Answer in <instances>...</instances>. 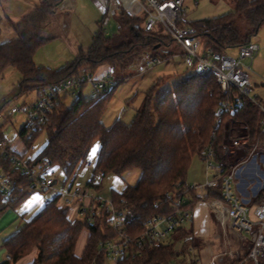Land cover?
<instances>
[{
    "label": "trees",
    "instance_id": "1",
    "mask_svg": "<svg viewBox=\"0 0 264 264\" xmlns=\"http://www.w3.org/2000/svg\"><path fill=\"white\" fill-rule=\"evenodd\" d=\"M58 3L57 0L38 1L28 15L11 21L17 36L0 43V76L10 67L18 69L22 74L19 92L37 90L36 101L48 88H58L67 80L87 73L94 74L103 64L111 66L118 83L124 81L142 50L163 58L172 55L173 51L166 48L170 40L165 43L154 31L144 30L142 17L120 12L116 35L100 31L87 51L80 48L76 58L60 68L39 65L35 54L41 44L53 38L48 34L46 20ZM234 4L228 13L189 22L203 37L205 47L227 52L252 40L264 24V0H234ZM164 82L165 78L160 77L152 86L130 123L118 118L107 126L103 121L117 83L91 97L84 96L81 87L77 95L70 94L71 102L66 99L68 94L62 95L45 122L35 126L26 122L19 133L30 149L39 133L46 130L47 142L31 163L46 159L52 165L61 166L66 178L72 180L92 146L99 142L94 174L87 184L97 190L101 189V182L95 179L98 173L122 175L128 170L140 169L141 175L134 185L112 193L117 206L125 210L127 229L134 237L143 231L145 221L173 211L167 191L176 196L185 195L184 208L190 211L200 200L223 197L221 186L205 188L203 194L198 195L186 178L193 156H201L202 149L211 144L215 148L216 162L227 168L223 142L228 122L244 121L249 126L250 140H258L264 149L258 105L245 96H234L232 109L223 108L225 96L213 73L192 72L170 88H163ZM220 110L221 117L218 116ZM3 128L4 124H0V138ZM213 131L216 132L214 138ZM2 162L8 174L18 181V188L14 199L0 198V213L17 205L34 190L28 174L22 172L11 157H3ZM69 211L70 207L61 205L54 196L3 240L11 259L0 264H16L33 252L34 259L27 264H108L104 255L98 254L99 243L114 239L117 234L109 228L106 213H95L91 225L87 215L84 219H72ZM83 231L87 238L79 255L77 244ZM178 242H183L180 248ZM195 242L191 231L183 225L175 229L167 242L156 247H141L134 241L129 254L117 264H170L188 254L191 247H199ZM248 259V251H245L236 261L247 264Z\"/></svg>",
    "mask_w": 264,
    "mask_h": 264
},
{
    "label": "built area",
    "instance_id": "2",
    "mask_svg": "<svg viewBox=\"0 0 264 264\" xmlns=\"http://www.w3.org/2000/svg\"><path fill=\"white\" fill-rule=\"evenodd\" d=\"M184 2L185 0H105L102 24L108 26L120 12H125L132 17H142V26L148 32H153L156 26L161 24L178 46L179 52L174 54H179L184 58L187 68L193 72L213 73L216 76L225 96L222 101L223 108L232 109L231 100L234 96H245L258 105L260 130L264 132V102L258 95H250L251 80L246 71L250 65L245 62L258 52L259 44L250 40L238 47L236 56L205 47L197 29L186 19ZM163 59L166 58L148 53L145 63L138 65V70L144 72L148 67L161 63ZM85 82L93 83L98 92L115 86L118 79L112 75V72L100 78H94L93 74L87 73L67 80L58 88H48L46 94L34 104L21 108L13 107L11 114L23 109L28 113L29 125L41 124L47 120L48 113L52 111L55 102L62 95H77ZM221 111L218 112L219 117L222 115ZM2 117L3 114L0 111V118ZM226 126L223 143L227 157L231 149L227 142L228 123ZM215 135L216 132L213 131L212 137L214 138ZM232 141L235 145L241 146L239 138ZM251 147H253L252 150L247 151V154L235 163L227 161L226 169L216 162L214 146L211 144L204 147L201 157L207 167V179L204 184H199L194 188L203 192L205 188L221 186L223 197L209 200L212 211L224 227L251 235V244L247 250L249 258L247 264H261L264 260V152L257 151L258 142ZM14 152L10 140L5 136L0 138V198L5 201L14 199L18 188V181L5 169L2 162L3 157H11L17 167L28 174L33 189L37 187L56 188L58 170L62 169L61 166L52 165L46 159L31 163L35 156L20 155ZM83 165L87 168L91 162L86 161ZM166 195L172 202L173 211L170 214L155 216L145 221L144 229L137 237L132 236L127 229L125 210L118 207L112 198H104L99 193L93 194L90 187L84 188L71 182L68 189L59 191L55 197L61 205L76 208L78 213L87 215L91 225L94 223L95 213L103 211L106 213L107 224L117 235L114 239L101 241L98 254L104 255L108 264H117L129 254L130 245L134 241L141 247L159 246L167 242L175 229L183 226L184 222L191 217V211L184 208L187 202L185 195L176 196L170 191H167ZM50 201L51 199L47 200V203ZM241 237L244 238L243 235ZM189 253L191 254L190 261L188 258L178 259L170 264H195L192 251ZM234 257V250L225 249L219 253H213L210 261L204 264H224L225 261H231ZM7 258L11 259V256L8 255ZM233 264H241V261H235Z\"/></svg>",
    "mask_w": 264,
    "mask_h": 264
},
{
    "label": "rangeland",
    "instance_id": "3",
    "mask_svg": "<svg viewBox=\"0 0 264 264\" xmlns=\"http://www.w3.org/2000/svg\"><path fill=\"white\" fill-rule=\"evenodd\" d=\"M70 1V4H69ZM38 3L37 0H0V43L17 36L11 21H19ZM105 0H62L58 3L53 12L47 16L48 34L53 38L41 44L35 54V61L39 65L51 68H60L68 62L73 61L78 55L80 48L87 51L93 43L94 37L103 31L106 35H116L119 32V15L111 20L108 26L102 24L104 17ZM234 0H185L184 7L186 9V19L193 22L199 19L219 16L230 12L234 8ZM165 43L170 40L169 46L166 48L172 50V54L179 52L176 43L172 42L170 35L166 32L161 24H158L154 30ZM201 40L203 37L200 36ZM252 40L260 46L258 52L253 58H248L245 62L250 65L247 73L251 80L250 95H258L261 101L264 102V24L258 32L253 35ZM148 51L142 50L131 69V74L124 80L119 82L111 98L108 101L106 110L103 115V121L107 126H110L116 119L120 118L123 121L130 123L134 119L137 109L141 107L145 97L158 81L160 77L165 78L163 88L174 86L180 78L192 73L193 71L187 68L184 58L179 54L171 55L163 59L161 63L148 67L144 72H139L138 65L145 63ZM229 55L236 56L238 47H232L227 50ZM102 66V65H101ZM99 67L93 74L94 78H99L103 67ZM22 78L21 72L10 67L5 74L0 76V111L3 117L0 118V124H4L3 136L10 140L11 148L19 145L24 147L21 137L19 136L24 124L27 122L28 113L21 109L16 113L11 114L13 107L21 108L30 106L38 99L37 90H29L28 92H19V80ZM83 95L91 97L97 93L93 83L85 82L82 86ZM101 91V90H99ZM67 101L71 102L73 97L68 94ZM227 126L225 127L226 131ZM228 145L231 152L226 157L227 161L235 163L240 158L247 154V151L252 150L254 144L258 142L257 151L264 152L262 144L258 140L251 141L249 134V126L241 120H231L228 122ZM225 135V134H224ZM239 138L241 146H237L232 140ZM48 133L43 130L39 133L34 142V146L40 149L47 141ZM243 143V144H242ZM99 142H96L84 162H91L89 167L81 166L76 174L74 185H80L84 188L88 187V181L93 177L94 165L96 162V150ZM15 153V152H14ZM17 154V153H16ZM34 151L30 150L28 156H32ZM59 166V165H58ZM213 172L211 171V175ZM141 175L140 169H131L122 175L108 173L103 176L100 173L95 175L97 182H101V189L90 187L93 194H98L104 198H112L113 191H122L127 185H134ZM66 174L62 169L58 170L57 184L55 189H42L37 187L22 199L17 205L12 206L8 211L0 213V245L2 240L12 234L16 229L37 212L46 201L52 199L59 191L66 190L72 182V178L66 181ZM207 179V167L200 155H195L192 158L191 165L188 169L186 182L189 186L195 187L199 184H204ZM66 181V182H65ZM234 188L235 183L233 182ZM199 192V190H197ZM69 215L74 218L84 219L85 215L76 213L75 209L70 208ZM252 217V216H251ZM253 218V217H252ZM188 227L190 222L187 220L183 224ZM225 243L231 245L234 249L244 252L248 250L251 244V235L248 233H240L232 228L224 227ZM225 232V233H224ZM241 235L244 236L241 237ZM86 231L82 232L78 247L86 243ZM199 246L202 243L196 239ZM183 242H178L177 247L180 248ZM197 254L198 250H195ZM34 253V252H33ZM31 253V254H33ZM6 254H4L5 256ZM188 260L191 254L188 253ZM203 255V253H202ZM185 256V254L181 255ZM180 259V258H179ZM239 257L232 261L238 260ZM28 260V259H27ZM25 260L23 263H25ZM190 261V260H189ZM228 263V264H229ZM20 264V263H19ZM225 264V263H224Z\"/></svg>",
    "mask_w": 264,
    "mask_h": 264
},
{
    "label": "crops",
    "instance_id": "4",
    "mask_svg": "<svg viewBox=\"0 0 264 264\" xmlns=\"http://www.w3.org/2000/svg\"><path fill=\"white\" fill-rule=\"evenodd\" d=\"M69 4H70V1H69ZM101 67H103L102 71L100 72L99 76H97L99 78L112 72L111 66L108 64H103ZM22 142L24 144L23 140H22ZM99 145H100V143H99ZM99 145H98L97 150H96V157H97V151H98ZM43 146L40 149H37L36 146L33 145L30 149H27V147L24 144L23 148L20 147L19 145L13 146L14 147L13 150L20 155H26V156H28V153H30V150H31V151H34V154L31 157H34L43 148ZM72 182L75 183V179L72 180ZM202 194H203V192H200V191L198 192V195H202ZM46 203H47V201H46ZM73 209H75L76 213L78 212V210L76 208H73ZM6 211H8V209ZM37 212H35V213H37ZM76 217L77 216H74V218L73 217H71V218L75 219ZM187 221L190 222V225L188 227H186V226L185 227L191 231V233L195 237V239H197L198 241H200V243H202L201 246H199V247H191L190 248V251H192V253H193V257L195 258V260H194L195 264L208 263L211 259V255L213 253H219L221 251H224L225 249L234 250L235 251V258L236 257L238 258V257H241L242 255H244V252H240L239 250L234 249L231 245H228L224 242L225 237H224L223 231L225 228L220 223L216 214L212 211L211 206L209 204V200L198 201L194 205L193 209L191 210V217ZM9 236H7V237H9ZM6 238H4L3 240H5ZM3 240H2V244L0 245V263H2L3 261L8 259L7 258L8 252H7L6 248L3 246ZM79 241H78V243H79ZM85 244H86L85 241L83 242V245H81V247H78V244H77V254H79V255L82 254L84 247H85ZM195 250H198L199 253L197 254L196 252H194ZM202 253H203V255H202ZM4 254H6V255L4 256ZM34 256H35V252L33 254H30V255L22 258L16 264L30 263L33 261ZM187 257H188V255L185 254V256H181L180 259H186ZM25 260H27V261L25 263H23ZM226 263L227 264L229 263L228 260L225 261V264Z\"/></svg>",
    "mask_w": 264,
    "mask_h": 264
}]
</instances>
